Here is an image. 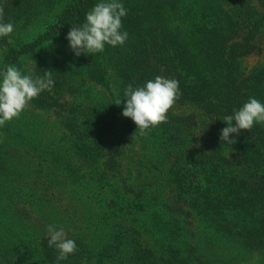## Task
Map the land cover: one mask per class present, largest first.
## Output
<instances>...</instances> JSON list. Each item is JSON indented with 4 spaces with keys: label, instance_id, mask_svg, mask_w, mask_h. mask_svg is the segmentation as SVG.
I'll return each instance as SVG.
<instances>
[{
    "label": "trees",
    "instance_id": "obj_1",
    "mask_svg": "<svg viewBox=\"0 0 264 264\" xmlns=\"http://www.w3.org/2000/svg\"><path fill=\"white\" fill-rule=\"evenodd\" d=\"M99 2L0 0L4 22L14 25L9 37L0 38V73L15 65L34 76L51 71L54 80L51 92H42L19 119L0 127V264H264V123L230 136L234 145L220 139L226 115L250 98L264 103V62L250 70L244 66L246 58L264 56V0H119L127 10L125 44L77 57L66 37ZM59 7L49 24L27 33L40 16ZM157 76L177 80L181 95L168 113L169 132L161 124L142 136L122 115L124 93L129 84L141 87ZM88 82L107 90L113 84L115 99L91 101L83 95ZM47 115L55 134L43 129L40 119ZM187 130L196 135L183 151ZM133 142L141 144L142 156L131 183L119 158ZM157 156L165 183L171 179L169 204L158 205L146 230L129 211L127 227L120 218L131 219L119 215L123 208L101 188L117 194L112 182L118 180L120 191L141 209L155 197L148 191V169ZM86 193L96 199L99 219L110 213L114 229L124 235L108 255L106 245L101 249L85 227L73 223L76 214L45 204L46 197L70 195L83 216L89 214L83 211ZM132 204L126 207L135 211ZM193 214L223 240L189 244L178 215ZM48 225L63 227L76 243L75 254L57 262V249L48 246ZM149 227L157 230L152 243L144 237Z\"/></svg>",
    "mask_w": 264,
    "mask_h": 264
},
{
    "label": "clouds",
    "instance_id": "obj_2",
    "mask_svg": "<svg viewBox=\"0 0 264 264\" xmlns=\"http://www.w3.org/2000/svg\"><path fill=\"white\" fill-rule=\"evenodd\" d=\"M127 10L119 0H102L97 3L85 16L82 24H73L66 39L74 54L80 55L102 53L105 46H123L128 39V33L121 31L122 18ZM14 32L11 22H4V7L0 5V38L9 37ZM11 43V40L8 41ZM54 80L52 72L42 76L23 74L15 65H6L0 73V127L6 122L19 119L30 102L44 91H52ZM126 103L122 115L130 118L140 135H147L151 128H156L167 122L169 111L175 106L181 93L179 82L162 76L149 80L144 86L133 88L127 86L124 93ZM121 100L115 104L119 106ZM223 122L227 127L221 131L220 139L229 144H235V139L241 130L250 132L257 123H264V103L256 98H250L233 115H226ZM49 239L48 246L58 251L57 262L64 261L69 255L78 250L76 243L67 238L62 226L48 225L46 229Z\"/></svg>",
    "mask_w": 264,
    "mask_h": 264
},
{
    "label": "rangeland",
    "instance_id": "obj_3",
    "mask_svg": "<svg viewBox=\"0 0 264 264\" xmlns=\"http://www.w3.org/2000/svg\"><path fill=\"white\" fill-rule=\"evenodd\" d=\"M61 10L62 8L59 7L52 11L46 12L43 15V17L40 16L39 17L40 19L39 18H38L39 20L37 19L38 21L35 24H33V28L30 30L28 29L27 33L29 34V33L38 32L40 25L49 24L55 16H58L60 14ZM41 31H42V28H41ZM20 35L23 36L22 34ZM263 37H264V34L262 32V35H261L262 41H263ZM263 62H264V56L262 52L260 53V55H252L246 58L244 61V66L245 68H247V70H250L257 66L259 67L263 66ZM112 85L113 84H111V86ZM111 86H110V90H107L98 84L88 82L84 85V87H86V91L85 92L83 91V95L89 97L91 101L92 100L93 101L108 100L112 102V100H114L116 96V88H114L113 86L111 88ZM40 120L41 122H43V125L45 124V128H44V126L39 122L47 133L49 132L50 134H55L54 131L56 130L52 128V123H51L54 121L52 116L47 115V116H44V118ZM161 128L166 130V132H169V129L168 127H166L165 123L162 124ZM195 131L196 130H194V132ZM156 134L158 133L156 132ZM195 135L196 134L190 132L189 130H187V132L184 133L183 138L186 144L184 148L182 149L183 151L189 150L191 137ZM147 144H151V143L148 142ZM160 147L162 149L164 148L163 146H160ZM140 151H141V144L138 146L136 142H133L129 146L125 147L124 154L119 158V163H121V167H122L121 171H123V175H129L130 179L128 178L129 179L128 181H131V183L136 182L135 181L136 167H137L136 163L139 157L142 156V153ZM164 152L166 156V163L168 166V163L170 161V157L168 155V148H166ZM173 153L176 154V151H173ZM151 159H152L151 166L148 169V176H149L148 177V183H149L148 191H150V193L152 191L155 194V197L149 199L147 201L148 204L145 206H141L142 207L141 209L135 207V202L133 201L132 195L123 194L120 191L121 185L118 183V180L112 182L113 187L114 188L116 187L119 190L117 194L113 191L112 188L110 189V187L108 186L107 187L104 186L101 188L102 192L105 195L114 197L118 201L119 203L118 205L123 208V210L120 212L119 215L125 216L131 219V221L128 222L120 218V221H123L124 225L127 227H129V225L132 223V217H133L132 215L128 214L129 211H131L132 213H135L136 217L142 219L140 223V227L146 230L147 229L146 219L147 218L149 219L151 214L152 215L158 214L159 211L157 209H160L158 205L163 207L165 206V203L169 204V199L171 195L170 186L172 185L171 179L169 180V184L167 182L165 183L164 180L166 179V170L164 169V167L162 168L159 165V161L162 162L161 157L157 156V157H152ZM89 194L87 193L85 194L84 198L86 202L88 203H87V206L83 209V211L86 209L89 212V214H85L83 216H82V213L79 211L81 208L79 201L75 200L76 198L74 199V201L70 200V195L69 196L66 195L65 197L59 198L61 199V201H59L58 198L50 197L48 199L46 197L45 204L47 205V208L55 207L60 210L62 209V211L64 212L68 211V212L76 214L77 219L74 220L73 223L77 225H82L83 227H85L87 231L90 232L91 235H93V237H91V239H93L92 242L98 243L101 249H104L103 247L104 245H106L107 250H108V253H107L108 255L110 252L109 250L114 249V246L116 245V239L121 240L123 239L124 235L120 236V234L118 233L119 228L114 229L113 224H111L113 222V218L111 217L110 213L105 214L106 215L105 219L104 218L99 219L100 216L102 215H98L96 212H94V210L98 209V206L96 205V199H94L92 195L89 196ZM42 198H44L43 195H42ZM128 202H133L132 207L135 208V211L126 207V203ZM85 203H83V205H85ZM178 218H179V226L182 229L181 234L185 237L186 241L189 244L195 243L200 246L201 245L211 246L213 245L212 241L216 240V239L214 240L213 237L217 238L219 236L218 238L219 239L221 238L220 240H223L222 238H224L221 235H217V236L213 235L212 233H214V231L211 228H209L210 225H207L195 214H193V216L191 217H185L184 215L182 216L178 215ZM166 221H169V220H166ZM102 226L103 228H101V230L98 231L97 228L102 227ZM155 230L156 229L149 227V229L144 232V237L150 240L151 236L155 234ZM123 231L126 234V230L124 229ZM156 233H157V230H156ZM211 237H212V240H211ZM150 241L152 243V239ZM91 264H94V263L92 262ZM95 264H98V263L95 262Z\"/></svg>",
    "mask_w": 264,
    "mask_h": 264
}]
</instances>
